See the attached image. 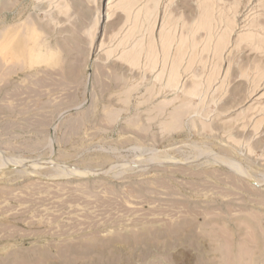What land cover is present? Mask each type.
<instances>
[{"label": "rangeland", "instance_id": "rangeland-1", "mask_svg": "<svg viewBox=\"0 0 264 264\" xmlns=\"http://www.w3.org/2000/svg\"><path fill=\"white\" fill-rule=\"evenodd\" d=\"M0 264H264V0H0Z\"/></svg>", "mask_w": 264, "mask_h": 264}, {"label": "bare ground", "instance_id": "bare-ground-1", "mask_svg": "<svg viewBox=\"0 0 264 264\" xmlns=\"http://www.w3.org/2000/svg\"><path fill=\"white\" fill-rule=\"evenodd\" d=\"M204 9V8H203ZM204 10H206V9H204ZM208 11H210V10H208ZM207 12V11H206ZM205 14V13H204ZM205 16V15H204ZM207 18V17H206ZM207 20H208V18H207ZM204 21H205V19H204ZM206 23V22H205ZM207 23H208V21H207ZM209 25V24H208ZM211 25V24H210ZM222 38H223V36H222ZM173 74V77H174V73H172ZM177 74V73H176ZM177 76V75H176ZM178 78V77H177ZM175 79V78H174ZM173 80V79H172ZM171 80V81H172ZM175 81V80H174ZM176 82V81H175ZM171 83H173V82H171ZM192 90H194V89H192ZM191 92V91H190ZM195 92V91H194ZM192 93V92H191Z\"/></svg>", "mask_w": 264, "mask_h": 264}]
</instances>
